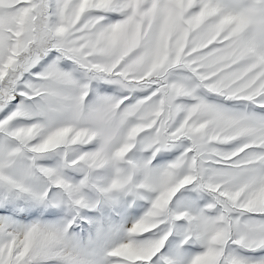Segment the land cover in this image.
Listing matches in <instances>:
<instances>
[{
  "label": "rangeland",
  "instance_id": "obj_1",
  "mask_svg": "<svg viewBox=\"0 0 264 264\" xmlns=\"http://www.w3.org/2000/svg\"><path fill=\"white\" fill-rule=\"evenodd\" d=\"M0 264H264V0H0Z\"/></svg>",
  "mask_w": 264,
  "mask_h": 264
},
{
  "label": "water",
  "instance_id": "obj_2",
  "mask_svg": "<svg viewBox=\"0 0 264 264\" xmlns=\"http://www.w3.org/2000/svg\"><path fill=\"white\" fill-rule=\"evenodd\" d=\"M163 89H164V85L158 86L156 88V91L158 94H160L161 96L163 95Z\"/></svg>",
  "mask_w": 264,
  "mask_h": 264
}]
</instances>
